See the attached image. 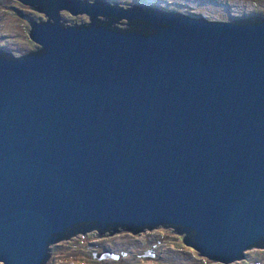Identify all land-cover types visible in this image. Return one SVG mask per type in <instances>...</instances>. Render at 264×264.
I'll use <instances>...</instances> for the list:
<instances>
[{"label": "water", "instance_id": "95a60500", "mask_svg": "<svg viewBox=\"0 0 264 264\" xmlns=\"http://www.w3.org/2000/svg\"><path fill=\"white\" fill-rule=\"evenodd\" d=\"M18 1L45 20L0 50L2 264L92 230L173 227L218 262L264 242V17Z\"/></svg>", "mask_w": 264, "mask_h": 264}, {"label": "rangeland", "instance_id": "374dc122", "mask_svg": "<svg viewBox=\"0 0 264 264\" xmlns=\"http://www.w3.org/2000/svg\"><path fill=\"white\" fill-rule=\"evenodd\" d=\"M112 1L122 6L145 3L182 12L192 17L219 21L264 17V0ZM26 18L36 22L45 20L42 13L31 10L18 0H0V50L19 56L38 47L29 37V24ZM60 20L72 22L71 24L89 21L86 14L72 15L65 10L60 11ZM97 234L94 231L75 234L52 243L50 257L44 264H197L199 262L192 249L182 244L181 239L177 237L179 234L170 231L169 228L159 226L136 235L120 232L111 238L97 237ZM103 244L124 251L123 258H120L119 262L109 259L107 262L97 260L96 263L93 253L101 252ZM149 249H153L154 256L150 257ZM254 255L264 264V250H259Z\"/></svg>", "mask_w": 264, "mask_h": 264}, {"label": "flooded vegetation", "instance_id": "af4514ba", "mask_svg": "<svg viewBox=\"0 0 264 264\" xmlns=\"http://www.w3.org/2000/svg\"><path fill=\"white\" fill-rule=\"evenodd\" d=\"M106 1L109 2L110 4H114L115 3V4H118L119 6H122L116 1H112V0H106ZM140 4H145V3H140ZM145 5L158 7V6L150 5V4H145ZM114 24H116V25L119 24V27H121L120 24H123V26H124L126 23L124 21L117 20L116 22H114ZM5 52L10 53L8 51H5ZM169 230L172 231V232H178L179 231L178 229H174L173 227H169ZM93 231L97 232L99 236L101 235L104 238L105 237L111 238V237L117 235V233H120V232H126L128 235H136V234H138L137 232H128V231H120V232H115L113 234H110V230H106V231H104V230L103 231L92 230V231H89V232L76 233V234H87V233H91ZM177 237L179 239H181V235H179ZM151 248H152V246H151ZM101 250H102L101 252L93 253L94 254L93 257H94L96 263H98L97 260H101V261L107 262V261H109V259L119 262V259L123 258V255L125 254V252L122 251L121 249L115 248V247H111V245H109V244L108 245L103 244V246H101ZM259 250H264V242H262L260 244H257V245L250 246L248 249H246L243 252L242 258H240L239 260L231 261V262H218V261L210 260V259H208V258H206L204 256H201L199 253H197L194 250H192V252L194 254H196V256H197L196 258L199 259V262H197V264H262L261 261L257 258V256L254 255L255 252H257ZM152 251H153V249H149L150 257L154 256V253H152ZM102 253H106L108 256L107 257H102L101 259H98L97 258L98 254H102Z\"/></svg>", "mask_w": 264, "mask_h": 264}, {"label": "trees", "instance_id": "16d2710c", "mask_svg": "<svg viewBox=\"0 0 264 264\" xmlns=\"http://www.w3.org/2000/svg\"><path fill=\"white\" fill-rule=\"evenodd\" d=\"M251 18H253V17H251ZM251 18H249V19H251ZM255 18H256V17H255ZM245 19H247V18H244V20H245ZM241 20H242V19H241ZM114 26H115L116 28H118V29L126 28V25L119 27L118 25L114 24ZM114 26H113V27H114ZM157 227H159V226H157ZM161 227H162V226H161ZM151 228H155V227H144L143 229L138 230L137 233H141V232H143V231H147V230H149V229H151Z\"/></svg>", "mask_w": 264, "mask_h": 264}]
</instances>
